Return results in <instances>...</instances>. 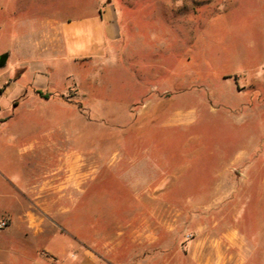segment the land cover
<instances>
[{
	"label": "rangeland",
	"instance_id": "1",
	"mask_svg": "<svg viewBox=\"0 0 264 264\" xmlns=\"http://www.w3.org/2000/svg\"><path fill=\"white\" fill-rule=\"evenodd\" d=\"M106 1L122 23L112 48L68 61L57 51L47 69L52 86L30 81L18 96L40 101L42 118L21 113L0 129L4 201L16 193L9 181L31 179L47 132L63 145L70 128L64 146L73 167L60 179H71L73 195L77 182L88 183L78 204L86 212L81 219L77 209L73 227L98 223L108 236L149 225L185 251L234 228L264 264V156L249 168L235 160L264 151V0H0V54L8 52L0 86L7 68L17 77L19 62L37 56L18 52L27 46L19 41L24 12L71 21ZM146 102L156 117L136 115Z\"/></svg>",
	"mask_w": 264,
	"mask_h": 264
},
{
	"label": "crops",
	"instance_id": "2",
	"mask_svg": "<svg viewBox=\"0 0 264 264\" xmlns=\"http://www.w3.org/2000/svg\"><path fill=\"white\" fill-rule=\"evenodd\" d=\"M20 23L28 32L19 37V41L27 46L20 45L18 52L21 50L37 56L19 62V66L25 65L19 76L13 77L15 67L9 76L8 70L12 69L9 67L1 79L0 129L21 113L33 121L42 118L36 109L40 101L19 99L18 96L30 81L33 85L52 86L50 81H55L49 78L47 69L57 51L61 53L62 61L102 58L122 33V23L114 5L107 1L97 13L71 21L57 19L54 12L42 18H33L24 12L19 19V27ZM1 26L5 27V22ZM1 53H6L8 59V52ZM22 76L26 79L20 80ZM13 89L16 91L11 93ZM143 105L136 110L138 117L146 120L156 117L147 102ZM212 109L210 115L218 112V107L212 106ZM172 115H177V118L185 116L180 110L173 111ZM47 134L48 141L37 150L39 161L31 179L23 185L19 180L9 181L16 193L8 202L0 194V217L9 218L7 227L0 229V264H257L253 254L256 246L240 241L245 235H240L234 228L214 238V242L193 240L185 251L165 241L160 232L152 230L149 225L122 228L108 236L100 230L98 223L89 227H73L77 209H80L81 219L86 212V207L78 204L87 193L88 183L87 180L86 183L77 182L75 185L80 187V191L73 195L71 179H60L61 171H71L73 167V151L71 147L66 149L64 146L65 141L71 139L70 128L62 133L63 145L56 140L59 135L54 130ZM263 152L260 150L254 159L248 160L249 151L244 150L245 158L238 160L236 157L235 160L244 161L249 168L258 163V156H264ZM133 199L139 201L137 196ZM88 234L93 238L89 239Z\"/></svg>",
	"mask_w": 264,
	"mask_h": 264
},
{
	"label": "built area",
	"instance_id": "3",
	"mask_svg": "<svg viewBox=\"0 0 264 264\" xmlns=\"http://www.w3.org/2000/svg\"><path fill=\"white\" fill-rule=\"evenodd\" d=\"M9 223V218L8 217H0V229H3L5 227H7Z\"/></svg>",
	"mask_w": 264,
	"mask_h": 264
},
{
	"label": "water",
	"instance_id": "4",
	"mask_svg": "<svg viewBox=\"0 0 264 264\" xmlns=\"http://www.w3.org/2000/svg\"><path fill=\"white\" fill-rule=\"evenodd\" d=\"M6 59H7V54L6 53L0 54V66H3L5 64Z\"/></svg>",
	"mask_w": 264,
	"mask_h": 264
},
{
	"label": "trees",
	"instance_id": "5",
	"mask_svg": "<svg viewBox=\"0 0 264 264\" xmlns=\"http://www.w3.org/2000/svg\"><path fill=\"white\" fill-rule=\"evenodd\" d=\"M36 92H37L38 94H40L41 96H43V97H48V95H49L47 92H42V91L39 90V89H37Z\"/></svg>",
	"mask_w": 264,
	"mask_h": 264
}]
</instances>
